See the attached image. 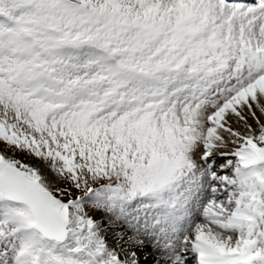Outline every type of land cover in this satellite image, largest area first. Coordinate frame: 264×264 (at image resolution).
Segmentation results:
<instances>
[{"label": "snow or ice", "instance_id": "obj_1", "mask_svg": "<svg viewBox=\"0 0 264 264\" xmlns=\"http://www.w3.org/2000/svg\"><path fill=\"white\" fill-rule=\"evenodd\" d=\"M0 264H264V0H0Z\"/></svg>", "mask_w": 264, "mask_h": 264}]
</instances>
